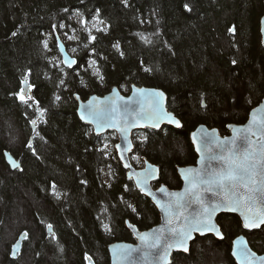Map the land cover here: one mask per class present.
<instances>
[{
  "label": "trees",
  "instance_id": "16d2710c",
  "mask_svg": "<svg viewBox=\"0 0 264 264\" xmlns=\"http://www.w3.org/2000/svg\"><path fill=\"white\" fill-rule=\"evenodd\" d=\"M263 17L264 0H0L4 264H20L23 255L28 264H89L86 254L94 264H110L111 243L134 241L126 220L140 231L157 225L156 208L117 159L116 135L94 136L76 116L75 96H101L114 86L128 94L133 84L162 89L182 128L134 133L131 162H153L161 169L160 183L179 188L176 167L196 162L188 135L200 124L227 135L228 125L243 124L264 98ZM64 38L74 68L63 67L58 55ZM25 78L32 86L28 104L16 95ZM5 152L20 169L10 170ZM217 222L222 241L197 238L189 254L173 255L172 264H235L230 245L240 234L264 253V227L245 232L233 215ZM6 227L13 229L9 239ZM22 232L28 237L12 260Z\"/></svg>",
  "mask_w": 264,
  "mask_h": 264
},
{
  "label": "snow or ice",
  "instance_id": "6c2138e0",
  "mask_svg": "<svg viewBox=\"0 0 264 264\" xmlns=\"http://www.w3.org/2000/svg\"><path fill=\"white\" fill-rule=\"evenodd\" d=\"M184 7L191 11L187 4ZM80 22L85 23L84 20ZM55 27L54 25L53 28L55 29ZM60 27L63 28L65 25L62 24ZM231 31L234 32L235 29L233 28ZM67 38L69 40L77 39L72 35H68ZM58 39L59 37H57ZM88 40L94 41L96 37L89 34ZM87 46V44L84 45L85 48ZM45 47L47 48V42H45ZM58 47L63 49L62 44H59ZM116 47L118 48V45ZM65 63L71 66L76 61L66 59ZM93 64H95L94 60L90 61L89 66ZM94 74H99V69H96ZM22 84L28 85L26 78L22 81ZM31 87L28 85L29 89ZM138 91L143 94L146 90L139 89ZM16 95L24 104H28L29 100L32 99L31 96L26 98V88L23 86ZM163 97V93H157L153 90L150 97V111H145L142 101L138 100L136 103L141 105L140 111L130 110L128 105H124V110L121 113L120 106L113 103L104 107L90 105L88 114L96 122L97 128H116L127 141L129 129L136 127L140 121H148L151 127H158L160 120L167 117L179 126L180 122L163 108ZM37 111L42 115L44 110L38 108ZM259 111L260 109H257L253 112L254 119L249 121L248 127L237 130L240 133L238 138L205 141L206 143L215 144L218 151L207 157V163H205V158L202 156L201 168L180 170L184 174L187 185L182 193H167L164 187L159 189L160 192L166 193L169 197L167 203L157 202L167 217L168 227L153 229L151 233H143L140 236L142 244L153 250L152 255L158 261V264H171L169 256L172 249H182L186 252L188 250L187 241L192 239L193 232L201 234L216 232L219 235V229L211 220L220 208L229 207L233 211H238L243 220V227L246 229L258 228L264 225V116L259 120H255L256 113ZM31 123L35 125L36 120H32ZM29 147H31L30 144ZM121 147V145H116L118 150ZM130 150L131 143L128 142L124 151ZM121 159H123V156H121ZM12 166L18 167L19 165L13 162ZM125 167H131V165L125 164ZM154 173L155 169L149 166L142 174L143 179L137 180V185H142L141 191H145L149 195H151V192L148 188V180L154 176ZM202 193H211V198L206 199ZM193 203L198 204L200 210L185 215V210ZM129 207L132 206L129 205ZM132 210L136 211L135 208ZM48 227L51 230L52 226L48 225ZM105 228H107V225H105ZM237 243L241 247L238 252L234 249L233 255L238 257L241 264H257V261L259 264H264V256L258 257L256 253L248 249L243 237H240ZM142 250L132 249L131 246H123L117 254L127 259L133 251L140 252ZM85 259L91 260L87 254Z\"/></svg>",
  "mask_w": 264,
  "mask_h": 264
},
{
  "label": "water",
  "instance_id": "95a60500",
  "mask_svg": "<svg viewBox=\"0 0 264 264\" xmlns=\"http://www.w3.org/2000/svg\"><path fill=\"white\" fill-rule=\"evenodd\" d=\"M259 34L261 37V43L262 47L264 50V17L261 18L260 20V26H259ZM62 44L63 49L58 47V52L61 57L62 65L65 68H74L75 65L77 64L76 59L74 56L70 53V51L67 49L66 45L61 42V40L58 41V45ZM69 61H76V63L71 64L69 66L67 63H65V60ZM23 87L26 88V96L29 94V88L28 85H23ZM130 91L128 94H123L118 86H114L110 89L108 93H106L103 96H99L97 94H91L88 99L86 98L85 100L81 99L80 96L76 95L75 100L77 103L76 107V116L78 117L79 121L83 123L84 125L88 126L92 130V134L96 137H102L103 135H106L108 133H114L116 135L117 141L114 144V152L116 153L117 159L122 164L123 168L127 171L126 172V178L127 180L131 181L134 184V188L138 190L142 196H144L147 200L151 202V204L156 208V212L159 214V223L157 225L153 226L150 229L139 231V229L132 225L129 220L125 221L126 228L129 230L133 238V242H114L111 243L108 246V255H109V261L110 264H158V261L154 258L152 255L153 250L148 249L145 247L144 244H142L140 236L143 233H151L153 229H159V228H166L168 227L167 225V217L165 213L161 210L160 205L157 203L158 201L160 203H167L169 200V197L166 193H162L159 191L161 187H164L166 189L167 193L171 192H177V193H182L184 189L187 187L186 182L184 180V174L180 171L181 169H187V168H201V158L202 156L205 158V163H207V157L211 156L213 153L217 152L218 149L216 148L215 144L213 143H206L205 141H212V140H224L225 138H228L229 140L233 139L234 137H239L240 133L237 130H242L249 125V121L253 120V112L257 109H260L259 112L256 113L255 120H259L262 116H264V98L261 99V102L255 106L254 108H251L249 111V114L247 116L246 121L243 124H229L227 127L228 134L227 135H220V132L217 128H209L206 125H199L197 126L189 136V141L190 144L194 150V153L196 155V162L192 165H186V166H177L176 167V173L180 179L181 185H179V188L171 189L169 187H166L165 184L160 183V177H161V169L158 165L153 164V162H149L146 159H143V167L142 168H135L133 164L131 163L130 155L134 150V140L133 136L134 133L136 132H141L145 130H154V131H159L162 130L165 127L173 128L175 130H180L182 128V122L181 120L171 111L168 110L167 107V95L166 93L159 88H152V87H139L136 85H131L130 86ZM139 89H144L146 90L143 94H141L138 90ZM153 90L157 93H163V108L165 111L168 113H171L173 117H175L176 120L180 122L179 126L177 124L171 122L167 117L163 118L160 120L159 126L158 127H151L148 121H140L136 127H132L129 129L127 133V141L123 138L121 132L116 129V128H109V127H104V128H97L96 122L92 120V118L88 114V109L90 105H96L99 107H104L109 104H116L120 106V111L121 113L123 112V106L128 105L129 109H135L136 111H140L141 105L136 103L138 100L142 101L143 103V108L145 111H150L151 110V95L153 93ZM24 94V93H22ZM123 99H120V98ZM33 128L35 126L33 125ZM131 143V150L130 151H124V148L127 146V143ZM116 145H121V149H117ZM9 152L4 153L5 157V162L7 166L10 168L11 171H15L17 169H20L21 164L18 160H16L13 156H11ZM121 156H123V159H121ZM13 162L19 165L18 167H13ZM215 163V162H213ZM125 164L131 165V167H125ZM151 166L152 168L155 169L154 176L148 180V188L151 192V195L147 194L145 191H141L142 185L138 186L137 185V180H142L143 179V173L146 168ZM131 177V178H130ZM158 184V185H157ZM155 186V187H154ZM202 195L207 199L211 198V193H202ZM200 210V206L196 203H193L190 207H188L184 214L188 215L189 213H194L198 212ZM222 215H233L236 216L240 224L245 232H254L256 230H260L264 227V225H261L258 228H252V229H246L243 227V220L242 217L240 216V213L238 211H233L229 207H224L220 208L216 211V213L212 216L211 222L216 224L217 228L219 229V235H217L216 232H204L203 234L199 232H193L192 233V239L187 241V251H183L182 249H172L170 250V262L172 264V258L174 254H184L187 255L190 252L191 244L197 239V238H203L207 236H211L217 241H222L224 239V234L221 229V226L219 225L218 218ZM48 233H52V229L49 230L47 228ZM27 232H22L19 236L18 239L14 242V244L11 247L10 250V258L12 260H16L22 250V245L23 241H25L28 237ZM240 237H243V240L247 246L248 249H250L252 252L256 253V255L259 256H264L263 254H259L255 252L252 247L249 244V240L245 234H240L236 236L231 243V256L235 262V264H241V261L238 259L237 256L233 255V250L239 251L241 245L237 243L238 239ZM123 246H131L132 249H143L140 252L133 251L131 256H129L127 259H124L120 257L117 253L120 251V249ZM89 264H94L92 260H88ZM257 264L259 262L257 261Z\"/></svg>",
  "mask_w": 264,
  "mask_h": 264
},
{
  "label": "rangeland",
  "instance_id": "374dc122",
  "mask_svg": "<svg viewBox=\"0 0 264 264\" xmlns=\"http://www.w3.org/2000/svg\"><path fill=\"white\" fill-rule=\"evenodd\" d=\"M66 41H67L66 38H64L61 42H63L66 45V43H67ZM106 93H108V92H104L103 95H105ZM103 95H101V96H103ZM20 204L22 205V202L17 204V205H19V207L22 208L23 206H21ZM23 204H25V203H23ZM3 231H4L5 239H9L12 235V233H10V232L13 231V229L6 227V230L4 229ZM28 263H29L28 257H26V256L24 257V255H23L21 258L20 264H28ZM0 264H4V243H0ZM212 264H217V262H214V263L212 262Z\"/></svg>",
  "mask_w": 264,
  "mask_h": 264
},
{
  "label": "flooded vegetation",
  "instance_id": "af4514ba",
  "mask_svg": "<svg viewBox=\"0 0 264 264\" xmlns=\"http://www.w3.org/2000/svg\"><path fill=\"white\" fill-rule=\"evenodd\" d=\"M134 147H135V144H134ZM133 152H134V151H133ZM133 152L131 153V155L133 154ZM131 155H130V159H131ZM143 159H144V158L141 159V162H140L141 164H140L139 166H134V165H133V166H134L135 168H142V167H143V163H142V162H143ZM131 163H132V162H131ZM157 185H158V184H157ZM154 187H155V186H154ZM151 228H152V227H151ZM139 231H140V230H139ZM49 234H52V233H49ZM231 243H232V242H231Z\"/></svg>",
  "mask_w": 264,
  "mask_h": 264
}]
</instances>
